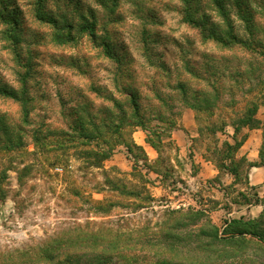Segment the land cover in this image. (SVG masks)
Returning a JSON list of instances; mask_svg holds the SVG:
<instances>
[{
	"label": "rangeland",
	"instance_id": "1",
	"mask_svg": "<svg viewBox=\"0 0 264 264\" xmlns=\"http://www.w3.org/2000/svg\"><path fill=\"white\" fill-rule=\"evenodd\" d=\"M5 1L17 25L0 16V80L19 88L17 72L25 74L33 99L31 124L26 125L21 143L11 150H0V171H7L3 183L6 198L0 197L2 260L11 254L17 259L25 249L69 227L100 225L121 217L126 219L125 226L134 230L148 224L155 227L169 210L190 207L181 204L190 196L184 186L170 178L165 180V188L155 192L149 177L136 164L129 171L106 161L101 167L90 164L93 159L86 154L88 150L109 151L121 143L129 145L137 157L144 154L131 142L135 125L125 124L117 134L101 128L107 135L104 141L86 139L80 128H74L81 121L95 128L91 117L100 124L106 118L102 109L113 107L94 87L124 98L116 89L117 63L99 46L104 40H109L122 57L120 86L140 94L145 116L141 127L165 134V128L195 104L201 144L210 149V157L220 169L228 167L240 176V185L229 191L230 201L239 202L242 194L248 200L253 198V191H243L249 163L241 151L221 149L218 143L231 135L234 123L257 104L259 126L240 127L236 135L237 140L250 137L252 147L259 148L264 157V0H244L249 21L234 0H226L236 33L255 41L257 49L253 51L205 43L199 30L184 22L183 0H106L104 5L101 0ZM208 1H195L196 15L206 14L225 25ZM38 10L58 17L59 24L40 19ZM82 15L98 19L100 37L96 44L79 31ZM11 30L19 38L16 50L8 35ZM59 31L72 32V39L60 41ZM0 115L21 123L20 103L0 95ZM34 130L40 133L38 142ZM0 135L5 138L1 130ZM202 188V207L208 209L214 224L223 227L230 217L223 208L216 209L219 201H206L211 189ZM222 202L226 208L238 207ZM99 206L109 207L108 214L98 212Z\"/></svg>",
	"mask_w": 264,
	"mask_h": 264
},
{
	"label": "trees",
	"instance_id": "2",
	"mask_svg": "<svg viewBox=\"0 0 264 264\" xmlns=\"http://www.w3.org/2000/svg\"><path fill=\"white\" fill-rule=\"evenodd\" d=\"M195 1L183 0L181 13L184 22L199 30L205 43L212 41L223 49L231 50L236 47L248 51L257 49L254 40H248L236 33L226 0L208 1L223 17L225 25L212 21L206 14L198 17L195 11ZM100 2L104 5L106 0ZM234 3L239 12L245 16L248 11L244 8V0H234ZM38 4L40 3L38 2ZM38 13L40 19L55 26L59 24L58 17L42 13L41 10H38ZM0 16L5 19V22L16 27L17 18H13V13L5 0H0ZM82 17L79 31L89 35L96 44L100 37L98 19L95 15L91 19L84 15ZM244 18L249 21L248 17ZM65 25L71 26L69 23H65ZM58 28L62 30L64 27L59 25ZM71 33L59 31L57 38L62 42H69L72 39ZM8 35L15 42L16 50L19 43L16 32L11 30ZM99 46L102 47L107 57L117 63L116 89L124 98L94 87V91L112 102L113 107L102 109L106 118L100 124H95L92 120L94 117H91V124L95 128H89L84 121L76 123L74 128H80L86 139L104 141L107 135L103 134L101 128L117 134L125 124L143 126L145 116L142 112L138 90L120 86L118 78L119 73H122L120 53L109 40H104ZM20 62L22 61L18 59L19 65H21ZM17 73L21 77L19 88L12 87L0 80V95L20 103L22 113L19 124L12 123L8 118L0 115V130L5 133V138L0 135V150L8 151L13 149L14 145L20 144L23 133H27L26 125L31 124L30 113L33 98L29 91L26 75L21 72ZM180 88L184 89V86H180ZM205 102L208 103L206 100ZM190 107L198 109L195 104ZM207 109L210 110V105L207 106ZM258 109L257 104L248 108L244 115L234 123L235 131L238 132L243 126L258 127L260 124L259 119L256 118ZM213 131L217 132V129H213ZM39 135V131H33V136L38 137L36 138L37 142ZM243 139L241 141L236 139L235 144L226 142L225 147L238 150ZM129 149L133 152L130 146ZM113 150L101 152L88 150L86 154L93 159V162L90 163L92 166L101 167L102 163L111 157ZM262 155L260 152L261 160L264 162ZM249 165L255 166L258 163L250 162ZM233 171L238 173V171ZM6 178L7 171L1 170V200L6 198V190L3 186ZM98 210V212L108 214L110 209L99 206ZM207 213V210L203 208L180 207L169 210L164 220L155 223V227L148 224L146 227L136 230L125 226L126 219L123 217L103 222L100 225L91 226L90 223L84 226L77 225L62 229L42 240L40 244L25 249L17 259L12 254L6 259L0 258V264H264V214L257 219L227 220L225 225L220 227L208 218ZM191 225L197 228H188ZM127 228L128 230H126Z\"/></svg>",
	"mask_w": 264,
	"mask_h": 264
},
{
	"label": "crops",
	"instance_id": "3",
	"mask_svg": "<svg viewBox=\"0 0 264 264\" xmlns=\"http://www.w3.org/2000/svg\"><path fill=\"white\" fill-rule=\"evenodd\" d=\"M198 123L197 111L186 107L175 124L165 128V134L160 135L149 128L136 126L131 133V142L134 148L137 147L144 153L143 157H137L129 149V145L121 143L106 162L122 171H129L133 165H138L149 177V183L155 192L165 188L167 178L182 184L186 194L190 195L186 196V202L181 203L183 206L194 204L200 206L196 208H203L200 199L203 196L202 186L205 185L211 189L206 201L213 200L215 204L219 201L216 209L223 208L225 215L230 217L229 220L259 218L264 206V163L261 161L259 148L252 147L250 137L243 139L238 151L242 152L247 163H258L247 166L248 176L243 191L249 189L255 195L248 200L242 194V200L232 202L229 191L240 185V176L230 168L220 169L210 157V149L201 144ZM236 134L234 130L231 135H225L226 138L218 143L219 147L224 148L226 142L234 144L238 139ZM153 194L155 195L154 192ZM224 200L232 205L237 204L238 207L226 208L223 206Z\"/></svg>",
	"mask_w": 264,
	"mask_h": 264
}]
</instances>
